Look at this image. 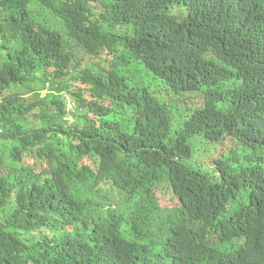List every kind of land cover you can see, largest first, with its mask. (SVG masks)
<instances>
[{"label": "trees", "instance_id": "16d2710c", "mask_svg": "<svg viewBox=\"0 0 264 264\" xmlns=\"http://www.w3.org/2000/svg\"><path fill=\"white\" fill-rule=\"evenodd\" d=\"M0 264H264V0H0Z\"/></svg>", "mask_w": 264, "mask_h": 264}, {"label": "rangeland", "instance_id": "374dc122", "mask_svg": "<svg viewBox=\"0 0 264 264\" xmlns=\"http://www.w3.org/2000/svg\"><path fill=\"white\" fill-rule=\"evenodd\" d=\"M15 92H17V93H25L26 92V90H23V89H17V90H15ZM46 92H49V85L47 84L46 85V88H45V91H44V93H46ZM72 106L69 104L68 105V109H69V111H71V108Z\"/></svg>", "mask_w": 264, "mask_h": 264}]
</instances>
